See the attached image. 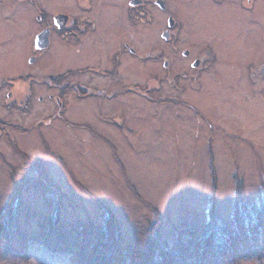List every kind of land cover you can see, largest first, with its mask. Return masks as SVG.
<instances>
[{"label":"rangeland","instance_id":"374dc122","mask_svg":"<svg viewBox=\"0 0 264 264\" xmlns=\"http://www.w3.org/2000/svg\"><path fill=\"white\" fill-rule=\"evenodd\" d=\"M166 1L168 12L153 6L149 20L132 24L126 17L120 28V38L139 53L124 57L125 84L141 88L120 103L123 129L95 122L107 140L53 118L42 126L44 146L35 131H17L14 146L0 138V214L11 198L5 223L10 237L5 226L0 230V264H79V246L85 255L103 240L100 206L111 211L117 227L114 253L123 260L116 264H132L130 254L146 249L155 215L164 240L172 244L179 235L187 245L189 229L192 238L206 231L212 192L215 217L230 227L237 195L249 206L264 194V0ZM38 3L54 12L69 10L71 0ZM168 13L175 23L174 37L166 41L161 33ZM34 15L29 4L0 3L1 100L5 79L63 73L74 63L69 45L58 39L43 68L28 63L29 41L40 27ZM206 53L210 60L192 68L191 58ZM74 98L68 93L67 103ZM52 109L51 101L36 100L31 112L0 106V116L33 124ZM31 167L51 182L26 183L36 177ZM48 196L58 199L46 202ZM261 208L263 214L264 203ZM262 214V234L233 246L235 264H264V251L256 259L246 249L264 247ZM184 259L189 264L196 258L188 253Z\"/></svg>","mask_w":264,"mask_h":264},{"label":"flooded vegetation","instance_id":"af4514ba","mask_svg":"<svg viewBox=\"0 0 264 264\" xmlns=\"http://www.w3.org/2000/svg\"><path fill=\"white\" fill-rule=\"evenodd\" d=\"M5 1L26 6L29 4L35 10L34 20L40 27L29 41L30 53L27 61L30 65L42 63L43 68L44 56L53 48L56 39L69 45L74 63L63 73L47 75L39 72L25 73L14 79H5L6 92L4 98L0 99L1 107L15 112L18 110L31 112L35 101L38 100L40 103L51 101L53 109L48 116L33 124L22 122L18 118L0 116V138L9 137L14 146L17 131L27 133L35 131L44 146L47 140L42 126L43 123L50 124L53 118L72 128L84 130L89 135L92 134L91 136L107 140L110 136L97 131L93 127L95 122L107 120L116 128L123 129L122 123L126 117L120 110V103H123L127 92H140L141 88L138 85L125 84L124 57L126 54L139 56V53L126 39L120 38V28L126 17L132 24L146 22L153 15V6L162 12H168L169 3L161 0L163 1L161 6L159 0H71L69 10L50 12L42 8L38 0H0V3ZM110 14L113 16L111 21ZM169 17H172L175 23L174 17L168 13L167 28L162 31L167 32L168 36L164 37L161 33V37L166 41L174 34L172 33L174 23L173 26L168 25ZM39 34L41 45H37L36 41ZM63 49L65 51L66 46ZM182 55L190 58L189 49H183ZM87 57L93 59L88 61ZM208 60L210 57L206 53L200 57H192L190 65L192 68H198L205 65ZM168 64L169 60L164 59L163 65ZM38 89L48 93L36 95ZM70 92L75 96L74 104H68L66 101ZM30 169L36 177H28L26 183L30 181L42 183L48 180L44 176V171H41L40 175L36 168ZM14 182L16 181L13 180Z\"/></svg>","mask_w":264,"mask_h":264},{"label":"trees","instance_id":"16d2710c","mask_svg":"<svg viewBox=\"0 0 264 264\" xmlns=\"http://www.w3.org/2000/svg\"><path fill=\"white\" fill-rule=\"evenodd\" d=\"M56 198L58 199L57 196L54 199L48 196L46 202H52L56 200ZM209 199L210 207L206 222V231L202 236L192 238L191 234L193 231L189 229L188 234L190 238L188 237L187 239L189 244L186 245L185 242L181 241L179 235H177L173 243L170 244L160 236L159 227L161 218L159 214L158 216L155 215L154 221L148 228L146 249L138 251L132 246L135 252L130 254L131 263L186 264L184 257L186 254L190 253L196 259L189 264H235V257H233L235 251V247L233 246L235 243L241 246L243 241L247 239L246 237L253 240L255 235L262 234L260 216L263 210L261 207L264 203V194H262V197H260L257 203L250 204L249 206L237 195L233 206L232 225L239 232L232 231L233 226L230 227L225 221L215 217V213L212 210L214 201L213 192ZM19 202L20 201H18V203ZM10 203L11 198L7 200L0 214V230L5 226L4 235L7 239L10 237V230L8 231V227L5 223L8 220ZM55 206H57V204H55ZM100 213L103 222V229L101 231L103 240L93 242L87 251L88 253L85 255L83 253L84 246L80 245L83 244L82 240L79 244V252L77 253L79 264H116L123 260V257L119 255V253L117 256L116 253H114L117 250L114 246L117 243L116 241L119 235L113 214H111V211L105 206H100ZM57 217L56 219H58ZM254 229L259 231V233H255ZM21 242L23 245H26L23 239ZM9 243H7V245L10 247V245H12L10 239ZM246 249L251 256L256 259L259 258V251H264V247H246Z\"/></svg>","mask_w":264,"mask_h":264},{"label":"water","instance_id":"95a60500","mask_svg":"<svg viewBox=\"0 0 264 264\" xmlns=\"http://www.w3.org/2000/svg\"><path fill=\"white\" fill-rule=\"evenodd\" d=\"M158 2H159V4H160L161 6H163V1L159 0ZM173 23H174V20L172 19V17H169V18H168V25H169V26H172ZM162 36L167 37V36H168V33H167V32H163V33H162ZM40 37H41V34H39V35L37 36V40H36V41H37V45H41V44H39V39H40Z\"/></svg>","mask_w":264,"mask_h":264},{"label":"bare ground","instance_id":"6f19581e","mask_svg":"<svg viewBox=\"0 0 264 264\" xmlns=\"http://www.w3.org/2000/svg\"><path fill=\"white\" fill-rule=\"evenodd\" d=\"M55 174H57V176H60L59 172H57V170H55Z\"/></svg>","mask_w":264,"mask_h":264}]
</instances>
